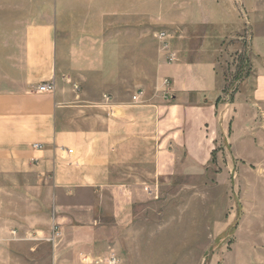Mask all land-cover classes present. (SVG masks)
Wrapping results in <instances>:
<instances>
[{
	"label": "crops",
	"instance_id": "obj_1",
	"mask_svg": "<svg viewBox=\"0 0 264 264\" xmlns=\"http://www.w3.org/2000/svg\"><path fill=\"white\" fill-rule=\"evenodd\" d=\"M187 5L208 20L203 14L222 1ZM56 33V23L28 26L23 56L0 64V201L9 202L0 204V251L9 248V264H105L103 218H124L143 179L167 175L176 152L206 164L221 141L233 159L261 170L264 211V45L256 48L250 94L219 113L212 60L165 65L168 86L137 103L84 98L57 80ZM50 80L54 93L37 91ZM243 145L260 156L245 158ZM52 224L60 234L53 247L42 240ZM257 241L247 245L252 264L264 263V234L260 251Z\"/></svg>",
	"mask_w": 264,
	"mask_h": 264
},
{
	"label": "rangeland",
	"instance_id": "obj_2",
	"mask_svg": "<svg viewBox=\"0 0 264 264\" xmlns=\"http://www.w3.org/2000/svg\"><path fill=\"white\" fill-rule=\"evenodd\" d=\"M190 1L0 0V64L23 56L28 26L56 23L57 80L82 97L132 98L136 88L151 94L170 81L165 65L212 60L221 113L252 89L256 48L264 45V0H221L220 10L203 14L208 20ZM160 30L172 36L171 65L154 39ZM241 147L245 158L260 156ZM143 182L124 218H103L102 249L118 264H252L248 242L253 236L260 244L264 234L261 170L233 159L224 141L206 164L178 151L167 175ZM0 264H9V248L0 251Z\"/></svg>",
	"mask_w": 264,
	"mask_h": 264
},
{
	"label": "built area",
	"instance_id": "obj_3",
	"mask_svg": "<svg viewBox=\"0 0 264 264\" xmlns=\"http://www.w3.org/2000/svg\"><path fill=\"white\" fill-rule=\"evenodd\" d=\"M154 39H156V41L160 45V49L164 54L163 57L165 59L166 64L171 65L175 63L177 59H176V56L171 52L170 44H171L172 36L170 35V33L166 30H160L154 34ZM167 85H168V82L164 80L163 86H167ZM37 91L40 93H50V94L54 93L55 91L54 81L50 80L49 82L43 83L41 86H39ZM143 95H144L143 90H137L132 96L131 101L134 103H137L142 98ZM104 100L106 102H109V98L106 96L104 97ZM34 147L39 148L40 146L36 145ZM10 235H11L12 240L17 239L15 231H12ZM59 235L60 234H59L57 225L53 224L51 227L50 234L45 239H42V240L49 243L53 247ZM32 239H35L34 236L32 237ZM95 264H101V262L97 261L95 262ZM105 264H118V259L116 258L114 253L109 254L108 258L105 260Z\"/></svg>",
	"mask_w": 264,
	"mask_h": 264
},
{
	"label": "trees",
	"instance_id": "obj_4",
	"mask_svg": "<svg viewBox=\"0 0 264 264\" xmlns=\"http://www.w3.org/2000/svg\"><path fill=\"white\" fill-rule=\"evenodd\" d=\"M214 153H215V151H213V152L211 153V156H213V155H214Z\"/></svg>",
	"mask_w": 264,
	"mask_h": 264
}]
</instances>
